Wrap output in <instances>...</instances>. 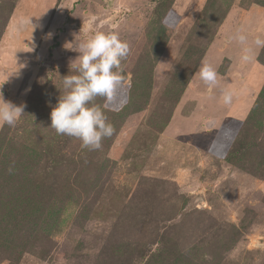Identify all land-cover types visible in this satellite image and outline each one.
Masks as SVG:
<instances>
[{
	"label": "rangeland",
	"instance_id": "rangeland-1",
	"mask_svg": "<svg viewBox=\"0 0 264 264\" xmlns=\"http://www.w3.org/2000/svg\"><path fill=\"white\" fill-rule=\"evenodd\" d=\"M237 29L264 35V0H0V92L25 106L0 125V264H264V49L241 62ZM96 32L129 51L89 150L50 113Z\"/></svg>",
	"mask_w": 264,
	"mask_h": 264
},
{
	"label": "clouds",
	"instance_id": "clouds-1",
	"mask_svg": "<svg viewBox=\"0 0 264 264\" xmlns=\"http://www.w3.org/2000/svg\"><path fill=\"white\" fill-rule=\"evenodd\" d=\"M231 39L240 45L239 59L244 63L252 61L258 51L264 49V35L258 34L250 42L248 34L237 29ZM66 45L79 55L69 64L70 74L62 77L63 90L50 113V127L58 135L79 139L86 149L97 150L114 129L94 100L98 96L111 100L115 86L122 80L121 61L127 57L129 47L118 34L104 32L88 36L76 47ZM199 78L209 88L218 86L217 70L211 63H202ZM220 91L223 105H231L233 92L226 88ZM24 107L4 99L0 92V125L15 126L25 112Z\"/></svg>",
	"mask_w": 264,
	"mask_h": 264
}]
</instances>
